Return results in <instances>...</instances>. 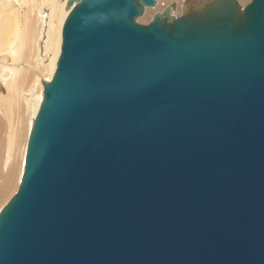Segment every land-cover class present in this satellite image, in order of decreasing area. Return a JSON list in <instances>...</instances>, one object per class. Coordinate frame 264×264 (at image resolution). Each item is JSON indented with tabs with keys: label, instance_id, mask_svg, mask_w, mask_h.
Instances as JSON below:
<instances>
[{
	"label": "water",
	"instance_id": "1",
	"mask_svg": "<svg viewBox=\"0 0 264 264\" xmlns=\"http://www.w3.org/2000/svg\"><path fill=\"white\" fill-rule=\"evenodd\" d=\"M155 3L67 0L0 264H264V0Z\"/></svg>",
	"mask_w": 264,
	"mask_h": 264
},
{
	"label": "bare ground",
	"instance_id": "2",
	"mask_svg": "<svg viewBox=\"0 0 264 264\" xmlns=\"http://www.w3.org/2000/svg\"><path fill=\"white\" fill-rule=\"evenodd\" d=\"M155 1L154 6L145 7L138 22H150L154 13L166 7H170L172 15L178 16L183 9L199 10L213 0ZM237 1L245 6V0ZM66 3L67 0H0V149L3 141L7 153L6 170L13 147L20 144L24 116L27 117L26 121L29 118L14 192L23 171L29 128L42 99V82L52 78L60 53L61 28L69 12ZM172 3H175V7H172ZM13 174L10 168L3 179L4 188L12 184Z\"/></svg>",
	"mask_w": 264,
	"mask_h": 264
},
{
	"label": "rangeland",
	"instance_id": "3",
	"mask_svg": "<svg viewBox=\"0 0 264 264\" xmlns=\"http://www.w3.org/2000/svg\"><path fill=\"white\" fill-rule=\"evenodd\" d=\"M248 1L249 0H245V2H244L245 5L250 2V1L249 2ZM139 18H137V19H139ZM140 22H142V24H147L149 21L146 20L144 22L143 21H140ZM23 112H24V110H23ZM26 118L27 117L24 116V126L20 129V133H21L20 144L18 145V147H15V146L13 147L11 154H10L11 158H10V162H9V167L7 168V170L4 167L7 153H6L4 142L2 141L3 146L0 149V175L2 176V177L0 176V206L12 195L11 193L14 192L15 187H16V180L17 179L15 177L17 176V174L19 175L18 172H20V169H21L20 168L21 153H22V148H23L24 134H26V128L29 127V122H28L29 118H28V121H26ZM10 168H12V170L14 172V174H13L14 176H12V178H13L12 184L10 186L4 188L3 179L5 177H7V174H8V171L10 170Z\"/></svg>",
	"mask_w": 264,
	"mask_h": 264
}]
</instances>
